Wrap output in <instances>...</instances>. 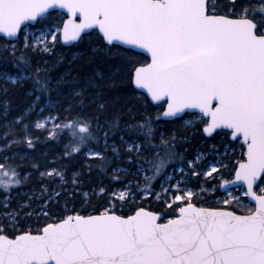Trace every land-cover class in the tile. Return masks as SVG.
<instances>
[{"label":"snow or ice","instance_id":"snow-or-ice-1","mask_svg":"<svg viewBox=\"0 0 264 264\" xmlns=\"http://www.w3.org/2000/svg\"><path fill=\"white\" fill-rule=\"evenodd\" d=\"M56 9L68 18L54 20ZM33 24L44 30L29 35ZM85 38L130 68L121 83L141 103L139 116L104 118L113 73L95 71L64 95L66 78L52 75L62 62L56 45ZM17 90L27 99L12 113ZM0 117L8 122L0 136V264H264V0H0ZM185 117L219 137L223 152L213 144L189 158L186 136L160 130ZM38 131L66 137L64 159L85 156L110 169L112 186L84 191L80 173L40 171L32 161L41 207L29 198L13 208L12 192L30 179L18 170L17 148L34 149ZM236 147L241 156L226 179L228 165L205 158ZM196 177L203 180L194 184ZM217 187L224 205L240 202L235 187L255 207L236 214L194 202ZM77 194L82 204L93 196L104 203L91 212L70 208ZM62 196L57 215L48 204ZM150 198L173 214L136 203ZM33 217L35 228L25 226Z\"/></svg>","mask_w":264,"mask_h":264},{"label":"trees","instance_id":"trees-1","mask_svg":"<svg viewBox=\"0 0 264 264\" xmlns=\"http://www.w3.org/2000/svg\"><path fill=\"white\" fill-rule=\"evenodd\" d=\"M56 13L58 12L53 13L54 20H64L61 14L59 17H57ZM30 28L32 30H38L36 34H39L41 30H44L38 25ZM95 47L96 45L90 42L87 38H85L83 42L76 43L71 47L64 46L61 41L57 43L55 51L59 57H62V62L55 65L52 75L54 77L63 76L66 78L67 83L63 88L64 95L67 96L68 93L74 88V82H80L82 84L84 78L90 76L95 71L113 73L114 75H112L111 78L116 82V84L115 88L109 93L108 98L110 99V101H112V103H110L107 111L104 113V118L110 119L115 115H122L123 119H128L129 115L139 116L143 111L141 103L133 99L129 94L126 80L124 83H121V80L126 78L128 71H130V68L122 67L115 54H101L98 51L94 52L93 49ZM34 59H38V57ZM48 59L50 60V62H52L53 60L52 57H49ZM55 98L56 97H54V99ZM26 99L27 97L24 91L17 90L13 94V104L11 107L12 113L19 112L21 107L25 104ZM132 105H134V107L132 108V112L128 113L127 109ZM88 111L92 112L94 111V109L89 107ZM149 111H151L153 115H155L154 108H150ZM185 119H187V117L183 120L177 121L175 124H162L160 130L175 131L181 136H186L187 139L181 141V145L182 148L187 149V152L185 154L189 158L194 157L196 154L202 151H207L213 144L218 146L221 153L223 152V142L219 137H216L215 134L213 135V137H206L202 133V125L199 123V121L188 125L186 124ZM121 123H123V120L121 121ZM7 124L8 122L0 117V136H2L5 131H7ZM37 134L40 135V139L36 142L34 149L17 148L18 159L16 160V163L19 164L18 170L22 175L30 174V179L19 189L12 192L13 208L17 207V201L27 202L29 198H31L32 200V208L39 210L41 207L40 200L42 199V178L39 176V172L31 167L32 161L39 163L40 171H43L45 166H47L65 168L68 176H71L73 172L80 173V179L82 181L81 187L84 191L95 189L101 183L106 187L112 186L113 181L111 180L112 173L110 169L107 172L102 171L96 161L89 160L85 156L77 155L74 159L71 160H66L63 158L62 154L65 151V145L68 143L66 137H57L53 140L47 139L39 131L37 132ZM113 138L118 140V137ZM2 142L3 141H0V143ZM102 144L103 142H101V147ZM239 151L240 148L236 147L235 151H232L230 149L227 156L214 157L212 154H209L205 159L207 161H211L214 158L222 159L223 162L228 165L227 168H223L221 170L223 176L226 179H232L234 173L230 174V170L235 165L236 160L241 156V153H239ZM89 164L92 165L91 169H89L88 167ZM44 179L46 180L47 178ZM198 180H203V177L193 178V183L195 184V182ZM212 183L217 182L212 181ZM52 187H56V185H49V190H51ZM68 187L71 188V185H69ZM197 191L199 190L197 189ZM256 191L260 194L259 188H257ZM220 195H222V193L217 187L216 191L214 192L200 193L194 200V202L198 206L227 208L238 214H247L249 208H254L253 205L249 204L246 197L242 198V204L223 206L216 201V199ZM66 199L67 197L62 196L60 198L59 204L49 203L48 208L51 209L52 212L59 215L63 210ZM103 203L104 199L93 196L90 203L82 204L81 198L79 194H77L76 196L72 197V203H69L68 206L70 208L75 206L78 210L91 212L95 207H98ZM136 203H143L144 207L149 208L150 210L158 211L166 217H170L173 214L172 209L164 208L162 204L154 198H150L149 200L142 202H139L137 200ZM131 207H134V205L129 204L125 206L123 211L128 212L129 208ZM29 225L35 228V217L25 221V226Z\"/></svg>","mask_w":264,"mask_h":264},{"label":"rangeland","instance_id":"rangeland-1","mask_svg":"<svg viewBox=\"0 0 264 264\" xmlns=\"http://www.w3.org/2000/svg\"><path fill=\"white\" fill-rule=\"evenodd\" d=\"M27 32H28L29 35H31V34H33V33L36 34V33L38 32V30L27 29ZM239 153H240V151H239ZM218 159H220V158H218ZM211 161H212V160H211ZM214 175H215V174H214ZM243 191H244L243 189H241L240 191H237V190L233 191V195L239 197V199H240V202H239V203H237L236 201H232L230 204H228V205H224V204L222 203L223 199L228 198L226 193H225L224 195H222L221 198L217 199V200H218L217 202H218L219 204L224 205V206H229V205H232V204H242V203H243L242 198L245 197V196H243V194H242Z\"/></svg>","mask_w":264,"mask_h":264},{"label":"water","instance_id":"water-1","mask_svg":"<svg viewBox=\"0 0 264 264\" xmlns=\"http://www.w3.org/2000/svg\"><path fill=\"white\" fill-rule=\"evenodd\" d=\"M51 11V10H50ZM54 12H60V13H62V14H64L65 16H66V19L68 18L67 17V14H66V12L64 11V10H60V9H56V10H54ZM65 19V20H66ZM31 26H35V24H33V25H31ZM90 32L91 31H93V30H89ZM61 43L64 45V46H66V47H70V46H72V45H74L75 43H72V44H64L62 41H61ZM214 135V134H213ZM206 136V135H205ZM206 137H208V136H206ZM209 138V137H208ZM233 178H234V176H233ZM234 189H236L235 187L232 189V190H234ZM244 190H246V189H244ZM220 191H221V193H225V191L223 190V189H221L220 188ZM258 194V193H257ZM247 199H248V201H249V203H251L252 205H254V207H255V201H253L250 197H247ZM221 209H223V208H221ZM226 210H229V209H226ZM229 211H232V210H229ZM236 214H238V213H236ZM163 222V221H162Z\"/></svg>","mask_w":264,"mask_h":264},{"label":"flooded vegetation","instance_id":"flooded-vegetation-1","mask_svg":"<svg viewBox=\"0 0 264 264\" xmlns=\"http://www.w3.org/2000/svg\"><path fill=\"white\" fill-rule=\"evenodd\" d=\"M62 17H63V15H62ZM186 118V117H185ZM187 119L189 120V119H192L191 117H187Z\"/></svg>","mask_w":264,"mask_h":264}]
</instances>
